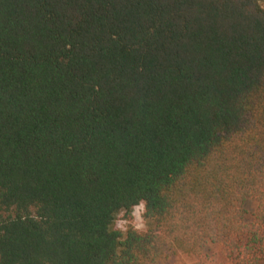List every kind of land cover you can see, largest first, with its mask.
<instances>
[{"label":"trees","instance_id":"16d2710c","mask_svg":"<svg viewBox=\"0 0 264 264\" xmlns=\"http://www.w3.org/2000/svg\"><path fill=\"white\" fill-rule=\"evenodd\" d=\"M210 245L264 261V0H0V264Z\"/></svg>","mask_w":264,"mask_h":264},{"label":"rangeland","instance_id":"374dc122","mask_svg":"<svg viewBox=\"0 0 264 264\" xmlns=\"http://www.w3.org/2000/svg\"><path fill=\"white\" fill-rule=\"evenodd\" d=\"M256 203L249 200L246 203L247 219H251L256 210ZM122 215V214H120ZM119 226L125 231L128 228V222L119 218ZM134 227L138 229H148L151 227L150 222H147L143 217V208L138 207L134 213L132 221ZM173 264H230L226 255L219 245H210L201 256L190 255L183 250H178L171 258ZM264 264V261L263 263Z\"/></svg>","mask_w":264,"mask_h":264}]
</instances>
